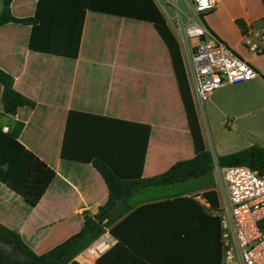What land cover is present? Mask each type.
Segmentation results:
<instances>
[{
	"label": "crops",
	"instance_id": "0c3cea01",
	"mask_svg": "<svg viewBox=\"0 0 264 264\" xmlns=\"http://www.w3.org/2000/svg\"><path fill=\"white\" fill-rule=\"evenodd\" d=\"M3 4L0 0V13ZM56 5L41 12V29L34 30L33 23L0 26V67L13 76L14 88L35 102L15 114L6 113L0 83V129L7 132L5 127L9 131L22 122L19 140L56 172L36 205L0 181V223L19 232L38 254L80 231L85 214H96L108 201L109 188L94 165L96 159L134 178L159 174L195 155L171 55L155 25L86 9L78 53L68 55L53 50L74 51L79 8ZM37 6L38 0L11 3L19 18L33 17ZM238 19L245 23V33ZM206 23L259 74L227 84L203 101L193 92L205 145L218 156L263 146L264 135L255 133V114L264 110V52L249 49V42L259 40L264 31L263 1L217 0ZM32 36L35 44L53 50L33 49ZM143 125L150 127L144 155V130L139 128ZM214 163L215 184L194 179L142 188L129 197L130 208L112 224L124 221L121 232L130 251L120 257L122 264H154L161 258L167 264H199L206 259L213 263L221 243L225 256L219 204L204 195L215 189L221 198L217 159ZM75 259L97 264L98 258L84 250Z\"/></svg>",
	"mask_w": 264,
	"mask_h": 264
},
{
	"label": "trees",
	"instance_id": "16d2710c",
	"mask_svg": "<svg viewBox=\"0 0 264 264\" xmlns=\"http://www.w3.org/2000/svg\"><path fill=\"white\" fill-rule=\"evenodd\" d=\"M12 1L4 0L3 9L0 13V26L8 22L33 23L34 30L41 29L45 25H43L41 13L44 9L47 10V8L57 6L56 4L64 6L68 4V6H74V8L76 4L78 5L80 16L78 40L72 53L37 45L32 36L30 46L33 49L53 50L68 53V55H77L86 9L118 13L121 16L152 22L168 46L193 139L195 155L192 158L175 162L171 167L159 174L142 177L140 173L134 178H125L119 175L109 162L103 159H96L94 165L103 175L109 188L108 201L99 208L96 214H85L84 225L80 231L45 253H36L24 241L19 232L0 223V264H80L75 257L99 238L106 228H110V231L116 236L118 241L108 252L97 259V264H122L120 257L123 258L124 253L130 251L129 246L126 244L127 240L121 232L124 221L119 222L115 226H112V224L130 208L128 199L135 191L194 179H203L215 184V163L212 153L207 149L204 142L179 40L155 0H38L35 15L26 18L16 17L12 13ZM237 23L242 28V32L245 33L246 26L243 20L238 19ZM0 83L3 85L2 100L6 113L15 114L20 107L34 106L35 102L31 98L14 88L13 76L1 67ZM139 128L144 130L141 148L142 155H144L150 136V127L143 125V127ZM22 129V122H17L7 132L0 129V181L22 195L31 205H36L54 179L56 172L19 140ZM217 163L223 167L245 165L259 174H264V145L254 144L232 153L220 155L217 158ZM204 195L213 205L218 206L219 197L215 189L205 191ZM121 206H123L121 212H117ZM223 256L224 247L221 243L218 260L212 263L211 260L206 259L199 264H222ZM161 259L163 260H154L152 263L167 264L166 258Z\"/></svg>",
	"mask_w": 264,
	"mask_h": 264
},
{
	"label": "built area",
	"instance_id": "2783aa9c",
	"mask_svg": "<svg viewBox=\"0 0 264 264\" xmlns=\"http://www.w3.org/2000/svg\"><path fill=\"white\" fill-rule=\"evenodd\" d=\"M169 4L171 28L187 60L192 89L197 101L206 100L215 90L232 83L252 80L258 71L218 37L206 23L217 0H162ZM263 4H264V0ZM252 52H264V31L249 42ZM8 131V127H5ZM221 190L219 208L225 227L223 264H264V174L245 165H216ZM118 239L110 228L92 242L86 252L99 258Z\"/></svg>",
	"mask_w": 264,
	"mask_h": 264
},
{
	"label": "rangeland",
	"instance_id": "374dc122",
	"mask_svg": "<svg viewBox=\"0 0 264 264\" xmlns=\"http://www.w3.org/2000/svg\"><path fill=\"white\" fill-rule=\"evenodd\" d=\"M159 3L161 4V7H162V10L163 12L165 13V15L168 17V13L169 14H172L173 13V9L172 7L169 5V4H166L165 5V8L163 7V1L162 0H158ZM180 5L185 8V4H184V1L183 0H180ZM255 118L258 119V122H257V125L255 127V133L256 135H264V110L262 111H258L256 114H255ZM212 153H213V156H214V159L216 161V159L218 158V155L216 154V152L213 150L212 148Z\"/></svg>",
	"mask_w": 264,
	"mask_h": 264
},
{
	"label": "water",
	"instance_id": "95a60500",
	"mask_svg": "<svg viewBox=\"0 0 264 264\" xmlns=\"http://www.w3.org/2000/svg\"><path fill=\"white\" fill-rule=\"evenodd\" d=\"M112 207H113V206H112ZM112 207H111V208H112ZM111 208H110V209H111ZM102 215H103V214H102ZM102 215H101V216H102Z\"/></svg>",
	"mask_w": 264,
	"mask_h": 264
}]
</instances>
